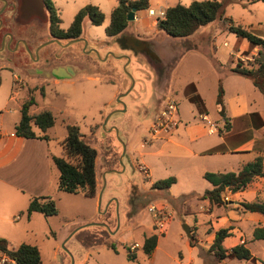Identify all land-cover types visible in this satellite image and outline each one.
Segmentation results:
<instances>
[{"label": "rangeland", "instance_id": "374dc122", "mask_svg": "<svg viewBox=\"0 0 264 264\" xmlns=\"http://www.w3.org/2000/svg\"><path fill=\"white\" fill-rule=\"evenodd\" d=\"M84 1L57 0V6L64 10L61 15L63 27L70 26ZM193 1L199 0H155L153 6L158 16L160 7L164 10L167 6H189ZM219 1L223 5V16L189 37L174 38L161 30L140 31L143 36L151 38V45L161 63L149 55L134 52L128 54L127 61L119 59L118 54L124 50L118 43L114 44L115 37L106 35L111 14L101 9L105 15L102 26H93L89 20L83 25L89 37L103 42L97 47L102 51L99 53L101 58L97 57L98 63L93 64L90 58L93 56H88V68L79 75L75 74L67 81L51 80L49 83L29 71L32 65L24 56V69L0 60V129L18 125L21 106L32 96L36 101L32 113L50 110L56 117L55 126L47 132L52 154L66 157L62 143L68 125L80 126L87 141L98 151L96 174L101 184L98 197L60 191L57 177V186L51 197L57 203L58 215H38L30 223L33 233H24L17 240L38 246L43 264H244L238 259L219 262L210 256L206 243L208 231L212 229L206 214L208 208L202 212L203 205L196 202L197 196L193 194L212 186L200 175L202 168L192 161L178 159L180 154L186 155L182 149L171 146L164 154L150 155L148 152L157 149L151 150L143 145L145 141L154 140V136L162 137L173 132L180 125V120L176 127L167 120L162 129L154 127L165 121L161 114L168 102L174 101L178 105L177 95L163 92L168 83V71L170 74L175 71L174 84L181 94L179 110L188 117L198 112L197 106L186 101L181 93L190 82L200 83L211 118L216 113L214 91L218 89L220 78L226 84L229 96L234 94L235 88H240L249 100H255L257 106L264 104L262 95L253 91L257 88L251 80L241 78L242 83L236 87L231 78L238 76H228L230 58L235 67L238 62L253 64L259 48L250 47L237 54L244 41L228 30L227 23L240 25L264 39V3ZM31 2L36 13L46 11L43 0ZM147 14L146 11L137 12L140 18ZM2 18L0 41L4 33L15 31L17 24L23 28L33 24L26 20L23 24L18 20L13 22L7 16ZM138 26L137 21H131L122 34H136ZM29 27L26 35H16V40L22 38L32 50L43 39L34 35L32 26ZM191 50L200 51V56L189 55ZM109 54L115 56L107 59ZM19 55L21 57V53ZM160 75L164 77L160 79ZM132 78H135L134 84ZM148 78L151 80L147 81ZM122 95H125L121 99L123 105L117 103ZM204 120L208 119L205 117ZM167 125L170 127L166 133ZM35 131L43 134L37 128ZM173 144L190 143L186 138L175 136ZM156 162L158 166H154ZM54 168L58 176L59 171ZM169 177L176 178L170 188L171 195L153 189L154 182ZM152 207L156 210H151ZM161 209L167 216L163 227L160 219L155 217ZM26 220L25 217L22 222ZM24 225V229L27 228L28 224ZM185 226L191 229L196 240L194 247L188 244ZM154 234L158 235L159 241L153 257L143 251V245L146 238ZM130 253L137 255L136 261L130 260Z\"/></svg>", "mask_w": 264, "mask_h": 264}, {"label": "crops", "instance_id": "0c3cea01", "mask_svg": "<svg viewBox=\"0 0 264 264\" xmlns=\"http://www.w3.org/2000/svg\"><path fill=\"white\" fill-rule=\"evenodd\" d=\"M53 1L62 20L61 15L64 14V10H61V8L57 6V0ZM154 1L155 0H150L149 10L142 11L148 12L147 16L140 18L136 13L135 21L138 22L139 31L136 34L131 33L133 36L145 41L146 44H148V42L151 43V38L146 35L143 36L140 31H159L157 28V20H159V18L157 15L151 16L149 14L150 10L156 12L153 6L155 3ZM87 5L99 6L103 12L106 13L107 10L112 14L114 7L117 5V0H85L80 10ZM168 7L172 6H167L164 10L163 7H160L159 13L162 11L166 12ZM44 13L48 17L49 14L47 9ZM69 27L70 26L64 28L68 29ZM83 33L89 37L88 33L84 32V28ZM14 34H16V32H14ZM89 38L97 47L99 44L103 43L94 38ZM6 39V37L3 38V43H5ZM242 40L244 41V46L237 54L252 47L248 40L243 38ZM13 41L14 40L10 41V43H13ZM193 54L200 56L201 52L198 50L189 51V55ZM230 61L231 65L228 67V73L230 75L228 76L236 75L239 77L231 78L237 87L242 83L241 78L245 77L232 72L235 66L231 58ZM218 65L223 68L220 62ZM174 72L170 74L168 71V83L163 92H170L169 95L173 96L177 95L176 100L180 125L169 134H163L161 135L162 137L154 136V140L150 142L145 141L143 144L146 146L145 148L149 147L151 150L157 149L154 152H148V154H164L163 152L171 146L182 149L186 155L180 154L178 159H184L198 164L202 168L200 170L202 178H204L203 176L206 172H239L243 167L259 157L262 158L264 162V104L257 106L255 100H249L240 88H235L234 94L229 96L228 88L226 84H223V80L220 78L218 79V89L214 91V93L216 92V95H214L216 113L215 116L211 118L210 111L206 105V95L202 93L200 83L190 82L181 89V93H183L186 101L197 106L198 112L196 114L193 112V115L188 117L183 115L179 110L180 104L178 98H180L181 94L180 90L177 89L174 84ZM163 77L164 75H160V79ZM220 86L224 89L226 118L220 115V108L217 105V96ZM253 91L255 93H260L264 98L259 90L256 89ZM205 117L208 120H204ZM15 127L16 126H14V128L6 127L5 129H0V237L5 238L12 247L20 246L24 243L29 244L27 241L17 240L22 238L24 233H33L30 223L40 215V213L28 215L27 210L30 202L33 198L51 197L52 190L57 186V177L59 179V172L57 176V172L54 168L56 166L52 161V156L55 155L51 152L49 141L38 138L26 139L20 137L16 135ZM175 136L186 138L190 144H173ZM155 144H157L158 147L155 146ZM154 166H158V162H156ZM97 181L100 191L101 184L98 179ZM212 188L213 186L209 189L207 187L202 193H198L197 191L193 192V194L197 196L196 202L203 205L201 207L202 212L205 213V210L208 208V213L206 214L208 216V224L212 228L211 231H208L209 236L206 238V243L209 246L208 249L214 241L216 231L222 228H231V236L225 240L224 247L227 250H231L235 246L244 244L250 249L254 258V260L251 261H243L244 264H264V239H256L254 236L258 228L264 229V215L247 212L240 205L242 202L264 203V178L254 179L248 187L236 193L228 190L224 195L226 205L222 208H215L213 211H209V201L201 200L199 196ZM162 191H167L166 193H170L171 195V189ZM25 217L27 219L26 222H22ZM26 223L28 225L27 228L24 229V224ZM188 244L194 247L191 245L190 239ZM157 248L152 254L153 257ZM210 256L216 259L213 253H211ZM3 257L4 256L0 255V259Z\"/></svg>", "mask_w": 264, "mask_h": 264}, {"label": "trees", "instance_id": "16d2710c", "mask_svg": "<svg viewBox=\"0 0 264 264\" xmlns=\"http://www.w3.org/2000/svg\"><path fill=\"white\" fill-rule=\"evenodd\" d=\"M43 2L50 15L52 33L55 36L63 35L64 31L60 27L62 20L54 1L43 0ZM250 2L252 4L258 2L264 3V0H250ZM134 7L137 8V11L149 10L150 0H117V5L111 14L110 24L106 28V35L108 37H117L127 30L129 14ZM222 7L223 5L219 0H199L193 1L189 6L176 5L168 7L164 17L159 19L157 28L164 31L170 37H189L202 27L221 18L223 16ZM87 19L93 26H102L105 22V15L95 5L85 6L77 13L70 25L67 31L68 37H79L83 33V25ZM227 23L229 31L235 33L240 38L248 40L252 47L259 48L258 56L253 64L245 65L242 62H238L237 66L232 69V72L251 80L253 85L264 96V39L252 34L240 25L237 26L230 21ZM35 105L36 101L32 96L23 103L21 120L15 127L16 135L26 139L38 138L49 141L47 132L55 126L56 117L50 110L32 113L31 110ZM217 105L220 108V115L226 118L224 89L222 86L219 88ZM35 128L39 129L43 134H37ZM86 138L87 136L82 133L80 126L68 125L67 136L62 143L66 157L52 156V161L59 170L58 189L60 191L96 198L99 191L96 174L98 151ZM203 177L213 188L207 190L199 198L201 200H208L210 203L209 211H213L215 208H222L226 205L224 195L228 190L236 193L248 187L254 179L264 178V162L259 157L247 164L239 172H206ZM175 183L176 178L169 177L155 182L153 189L168 190ZM240 205L247 212L264 215V203L242 202ZM27 213L28 215L40 213L45 217H53L58 215L59 209L52 197H39L31 200ZM230 236L231 228H222L216 231L209 252L213 253L219 262L226 259H238L240 261L254 260L250 249L244 244L227 250L224 247V242ZM254 236L256 239H264V229L258 228ZM158 241V235L154 234L147 237L143 245V251L151 256L157 248ZM190 243L192 246H195V238L190 240ZM111 248L114 249V245H111ZM0 255L8 257L16 264H43L41 252L37 246L22 244L18 247H12L2 237H0ZM129 258L131 261H136L137 255L130 253Z\"/></svg>", "mask_w": 264, "mask_h": 264}, {"label": "flooded vegetation", "instance_id": "af4514ba", "mask_svg": "<svg viewBox=\"0 0 264 264\" xmlns=\"http://www.w3.org/2000/svg\"><path fill=\"white\" fill-rule=\"evenodd\" d=\"M0 2L2 4L0 7V19L3 16H7V18H10L13 22H17L18 20L21 24L24 23V20L33 22V24L31 23L29 25L32 26L33 34H38V36L43 39V42H40L35 48L30 50L28 43L23 41L22 38L16 40V35H26L25 31L30 27L26 26V28H23V26L17 24L15 31L4 33V37L7 38L5 43H3V40L0 41V60L12 63L14 66H19L24 69L22 58V56H24V58H28L31 62L32 68L29 69V71L38 78H42L49 83L51 80L67 81L69 78H59L70 76L72 73L79 75V72L88 68V56L95 57H90L92 58L93 64L98 63L99 59L97 57H100L99 53L102 51L99 49L100 47L97 48V46L93 44L94 42H92L85 33H82L79 37L70 38L67 35L69 28H64L61 23L60 27L64 31V34L55 36L51 31L50 15L47 17L44 12V14L36 13L31 0H0ZM2 19L0 20L1 22ZM14 32H16V34H14ZM10 34L13 35V43H10ZM127 37H130V35L122 34L121 36H117L115 37L116 42L114 43H118L121 49L124 50L118 54V58H122L126 61L128 60V54L134 52L133 49H138L137 47H127ZM15 40L17 42H15ZM147 47L151 52L156 54L151 43L148 42ZM20 53L21 57L19 55ZM137 54L146 53L138 50ZM110 57L114 56L109 54L107 59ZM153 60L160 62L159 57Z\"/></svg>", "mask_w": 264, "mask_h": 264}, {"label": "built area", "instance_id": "2783aa9c", "mask_svg": "<svg viewBox=\"0 0 264 264\" xmlns=\"http://www.w3.org/2000/svg\"><path fill=\"white\" fill-rule=\"evenodd\" d=\"M149 14L151 16H156V12L154 10H150ZM165 15V12H160L159 15L157 16L159 19L163 18ZM163 118H165V121H161L160 124L158 125H154V127H158V129H162L164 127V124L166 123L167 120H171V123L173 124V126H177V124L179 123V119H178V106L175 104V102H168L167 105L165 106L164 110L162 111ZM170 126H166V128L164 129L166 131V133L168 132V128ZM151 210L155 211V207H152ZM156 218L160 219V225L161 227H163L164 225V220H167V216L166 213L163 212V210L161 209L159 211L158 215H155ZM0 264H16L14 261H12L11 259H9L8 257L4 256L1 260H0Z\"/></svg>", "mask_w": 264, "mask_h": 264}, {"label": "water", "instance_id": "95a60500", "mask_svg": "<svg viewBox=\"0 0 264 264\" xmlns=\"http://www.w3.org/2000/svg\"><path fill=\"white\" fill-rule=\"evenodd\" d=\"M136 13H137V8H133L132 10H131V12H130V14H129V18H128V21L129 22H131V21H135V19H136ZM1 28H2V22L0 21V30H1ZM11 35V34H10ZM11 37V41L13 40V35H11L10 36ZM126 43H127V47H137L138 49H133L134 50V53L135 54H137L138 53V50H141V51H143V52H145L147 55H149L151 58H153V59H156V58H158L157 57V55L155 54V53H152L151 51H150V49L147 47V44H146V42L145 41H143V40H141L140 38H138V37H136V36H130V37H127L126 38ZM110 55H113V56H115L114 54H110ZM119 59H122V58H119ZM75 76V74L74 73H72V75H68V76H65V77H61V78H59V79H64V78H72V77H74ZM138 78V83L140 82L139 80V77H137ZM151 79L150 78H148L147 79V81H150ZM132 82H133V84L135 83V78H132ZM125 95H122V96H120L119 98H118V100H117V103L118 104H121V105H123V103H122V101H121V99L124 97ZM115 130H117V129H115ZM126 152V151H125ZM125 152H124V154H125ZM99 198H100V200H101V196H99ZM185 228V233H186V235H187V237L190 239V240H193V236H192V233H191V229L188 227V226H185L184 227ZM65 247V246H64Z\"/></svg>", "mask_w": 264, "mask_h": 264}]
</instances>
